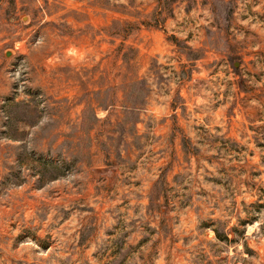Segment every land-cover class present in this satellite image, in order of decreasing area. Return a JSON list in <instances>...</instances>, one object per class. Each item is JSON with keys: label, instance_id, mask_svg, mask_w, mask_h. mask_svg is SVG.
<instances>
[{"label": "rangeland", "instance_id": "obj_1", "mask_svg": "<svg viewBox=\"0 0 264 264\" xmlns=\"http://www.w3.org/2000/svg\"><path fill=\"white\" fill-rule=\"evenodd\" d=\"M0 264H264V0H0Z\"/></svg>", "mask_w": 264, "mask_h": 264}, {"label": "trees", "instance_id": "obj_2", "mask_svg": "<svg viewBox=\"0 0 264 264\" xmlns=\"http://www.w3.org/2000/svg\"><path fill=\"white\" fill-rule=\"evenodd\" d=\"M134 86H136V85H134ZM216 234H217V236L219 237V234H218V232L216 231Z\"/></svg>", "mask_w": 264, "mask_h": 264}, {"label": "water", "instance_id": "obj_3", "mask_svg": "<svg viewBox=\"0 0 264 264\" xmlns=\"http://www.w3.org/2000/svg\"><path fill=\"white\" fill-rule=\"evenodd\" d=\"M238 66V64L236 65V67Z\"/></svg>", "mask_w": 264, "mask_h": 264}]
</instances>
